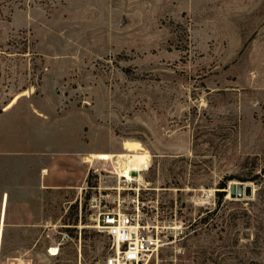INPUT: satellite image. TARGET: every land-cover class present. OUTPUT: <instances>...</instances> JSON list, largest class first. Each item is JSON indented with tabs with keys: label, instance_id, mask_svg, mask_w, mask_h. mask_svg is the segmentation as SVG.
<instances>
[{
	"label": "rangeland",
	"instance_id": "rangeland-1",
	"mask_svg": "<svg viewBox=\"0 0 264 264\" xmlns=\"http://www.w3.org/2000/svg\"><path fill=\"white\" fill-rule=\"evenodd\" d=\"M125 140L144 181L84 160ZM100 192L141 264H264V0H0V264H106Z\"/></svg>",
	"mask_w": 264,
	"mask_h": 264
},
{
	"label": "built area",
	"instance_id": "built-area-1",
	"mask_svg": "<svg viewBox=\"0 0 264 264\" xmlns=\"http://www.w3.org/2000/svg\"><path fill=\"white\" fill-rule=\"evenodd\" d=\"M97 188L95 185L90 186L91 190ZM98 195L90 196L88 206L91 210L98 208L97 214L94 215V226L105 232L112 240L113 251L106 264L144 263L149 255H153L156 242L150 240L151 237L144 228H137L138 212L121 207L120 202L117 206L110 205L108 199L110 194L104 195L100 192Z\"/></svg>",
	"mask_w": 264,
	"mask_h": 264
},
{
	"label": "bare ground",
	"instance_id": "bare-ground-1",
	"mask_svg": "<svg viewBox=\"0 0 264 264\" xmlns=\"http://www.w3.org/2000/svg\"><path fill=\"white\" fill-rule=\"evenodd\" d=\"M123 149L124 151L120 153H113V152L92 153L91 155L85 156L84 160L86 162H90L92 159L98 158L101 160H108V161L111 160L115 162V160L117 159L116 160L117 168L115 167V171L117 174L120 175V177L126 178V180H134L133 175L135 174L138 176L135 179L139 180L140 182L144 181L141 172L148 169L149 167L151 161L150 153L144 148L141 142L135 140H125L123 142ZM121 188L123 189V187ZM140 212L141 210L139 207L137 228L139 227L141 229L143 228L147 229L149 228L148 225L145 226L140 223L141 220ZM150 240L154 241L155 239L151 237ZM156 245L158 246L159 243H156ZM50 253L52 255H56L58 253V249L56 247H52ZM150 257L151 255H149V258ZM19 264H27V263L21 260Z\"/></svg>",
	"mask_w": 264,
	"mask_h": 264
},
{
	"label": "water",
	"instance_id": "water-1",
	"mask_svg": "<svg viewBox=\"0 0 264 264\" xmlns=\"http://www.w3.org/2000/svg\"><path fill=\"white\" fill-rule=\"evenodd\" d=\"M252 185L245 182L233 181L229 186V194L232 198H242L244 196H250L252 193Z\"/></svg>",
	"mask_w": 264,
	"mask_h": 264
},
{
	"label": "crops",
	"instance_id": "crops-1",
	"mask_svg": "<svg viewBox=\"0 0 264 264\" xmlns=\"http://www.w3.org/2000/svg\"><path fill=\"white\" fill-rule=\"evenodd\" d=\"M87 176V174H85V176L84 177H86ZM41 183H42V187H44V185L45 184H43V183H46V188H49V187H60L61 185H64V183H59V182H56V183H54V182H50L49 181V177H42V179H41ZM4 201V200H3ZM7 202H8V199H7ZM6 208H7V205H6ZM3 209H4V220H5V214H6V209H5V204L3 203Z\"/></svg>",
	"mask_w": 264,
	"mask_h": 264
},
{
	"label": "trees",
	"instance_id": "trees-1",
	"mask_svg": "<svg viewBox=\"0 0 264 264\" xmlns=\"http://www.w3.org/2000/svg\"><path fill=\"white\" fill-rule=\"evenodd\" d=\"M219 187H220V188H226V187H227V182H226V181L222 182V183H221V186H219ZM218 192H219L218 194L222 196L221 198H223V196H224V194H225V193H224L225 191H218ZM221 198H220V199H221Z\"/></svg>",
	"mask_w": 264,
	"mask_h": 264
}]
</instances>
